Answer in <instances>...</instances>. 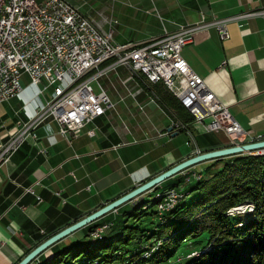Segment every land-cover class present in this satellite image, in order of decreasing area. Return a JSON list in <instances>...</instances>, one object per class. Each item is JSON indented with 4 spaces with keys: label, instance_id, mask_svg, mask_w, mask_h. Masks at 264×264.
<instances>
[{
    "label": "crops",
    "instance_id": "crops-1",
    "mask_svg": "<svg viewBox=\"0 0 264 264\" xmlns=\"http://www.w3.org/2000/svg\"><path fill=\"white\" fill-rule=\"evenodd\" d=\"M129 3L123 4L151 15L153 22L147 36L128 40L158 37L164 30L175 31L181 23L196 24L202 19L229 18L264 9V0H144L143 8ZM227 31L228 38L221 40L214 26L197 29L182 48V55L243 129L252 136L264 137V16L231 18ZM109 75L104 87L114 99L115 110L86 123L71 143L59 135L57 123L49 117L35 129L36 140L28 137L10 160L0 165V264H18L41 242L194 157L186 132L168 130L170 111H165L160 102H149L143 90L133 97L139 89L134 82L125 93V85ZM22 79L26 88L0 103V146L18 129L16 117L27 119L39 100L29 77L23 74ZM138 104L144 105L143 111ZM190 127L202 152L230 146L222 131L207 132L195 122ZM89 128H95L94 136L87 134ZM39 149H45L44 154ZM211 162L212 166L214 160ZM194 167L191 169L206 171ZM221 167L219 163L207 171ZM182 175L189 179V173L177 174L55 243L34 262L42 263L52 256L65 239L80 244L79 233L89 237L91 228L112 222L111 217L117 220L138 203L152 201L166 185L180 184L177 179ZM36 181H40L36 193L41 203L32 195L22 196L23 189ZM111 227L107 238L115 233Z\"/></svg>",
    "mask_w": 264,
    "mask_h": 264
},
{
    "label": "built area",
    "instance_id": "built-area-1",
    "mask_svg": "<svg viewBox=\"0 0 264 264\" xmlns=\"http://www.w3.org/2000/svg\"><path fill=\"white\" fill-rule=\"evenodd\" d=\"M98 14L101 17L95 19L69 0H0V103L26 88L21 84L23 74L29 77L39 98L28 118L19 119L18 129L0 146V165L7 163L28 137L36 140L35 129L49 117L57 123L59 135L71 143L86 123L115 110V103L99 80L115 73L119 66L127 69L134 86L139 88L133 97L143 90L148 101L157 105L159 95L154 85L161 84L192 116V121L185 123L173 113L171 121L172 129L186 132L193 147L192 156L202 154L191 131L194 122L204 131L224 132L230 146L264 139L243 129L182 55V48L197 29L214 26L223 40L229 36V19L264 16V9L229 18L202 19L196 24L181 23L173 32L164 30L158 37L125 42L113 39L118 19L105 11ZM94 81L98 90L92 85ZM138 109L143 111L144 105L138 104ZM87 134L94 136L95 128H89ZM39 151L44 154L45 149ZM250 154L264 155V149L252 150ZM181 173H190L185 185L199 176L191 168ZM39 186L40 181H36L24 188L22 196L32 195L41 203L36 193ZM56 196H61L60 192ZM104 232L100 230L90 238Z\"/></svg>",
    "mask_w": 264,
    "mask_h": 264
},
{
    "label": "trees",
    "instance_id": "trees-1",
    "mask_svg": "<svg viewBox=\"0 0 264 264\" xmlns=\"http://www.w3.org/2000/svg\"><path fill=\"white\" fill-rule=\"evenodd\" d=\"M154 89L165 111H170L172 115L174 113L182 122L192 121V116L163 85L156 84ZM219 163H222L219 170L202 172L209 177H203L200 181L193 180L186 185L185 178L182 177L177 179L178 183L181 182L180 184L172 187L166 185V188H162L153 195L152 204L157 208L153 215L158 218L159 226L164 228L159 233L152 232L145 240L157 237L163 240V243L158 242L157 245L152 246L155 248H150L149 245L144 248L145 244L138 243L141 249L144 248L142 252L138 246V250L134 251L130 259L126 258L121 264H131V258L141 255L150 259H137L135 264H169L170 259L185 243L199 245L202 239H205L206 243L199 251L207 247L211 249L199 256L188 253L187 264H264V155L228 156L214 160L211 167ZM173 187L181 190L182 198L171 211L164 214L162 219L158 210L161 202L158 194L162 195ZM193 191H197L196 195L186 201L187 196ZM246 203L252 204V212L244 214L230 212L232 208ZM141 205L143 204L138 203L133 209ZM144 209L147 210V205ZM173 221L176 223L169 224ZM103 225L91 228L90 235L96 228ZM100 239H93V243L79 246V243L75 244L53 253L38 264H60L67 258L74 260L75 256L70 255L74 248L89 249L98 246L100 249H107L112 243L108 240L105 243L96 244L95 242ZM62 255L63 258H61ZM117 256L121 258L122 253L119 252ZM98 257L99 255H93L92 259L87 260L85 264H102L103 260ZM106 258L112 261L116 258L115 252L110 253ZM31 264L37 263L33 261Z\"/></svg>",
    "mask_w": 264,
    "mask_h": 264
},
{
    "label": "rangeland",
    "instance_id": "rangeland-1",
    "mask_svg": "<svg viewBox=\"0 0 264 264\" xmlns=\"http://www.w3.org/2000/svg\"><path fill=\"white\" fill-rule=\"evenodd\" d=\"M69 1L77 5L81 12L86 13L87 15H90L91 17H94L95 19H98L99 17H101L98 14L100 11H105L106 14H112L115 18H117L119 21V24L114 26V34H113L115 41L120 42V41H124L128 39L144 38L145 36L148 35L149 28H151V21L153 22L151 15L146 14L144 11L141 12L140 10H137V8L127 7L122 3V1L131 2L139 8H143V6H146L141 3V2H144V0H115L113 9L111 8L112 0H69ZM109 76L113 77L114 79H118V82L120 84L125 85V89H124L126 90L125 93L130 92L128 91L127 86H131V84H133V80L131 76L128 74V71L126 68L121 66L117 68L115 73L110 74ZM106 79L107 78L104 77L99 80L103 86H105ZM23 83L24 81L22 79L21 84ZM92 85L94 86V89L98 90V85L96 81L92 82ZM133 90L134 89H132V91ZM46 95H48V92H46ZM111 99L114 100L113 97H111ZM19 118L20 117H16L17 122ZM244 143H247V142H244ZM244 154H248V152H244ZM211 164H212L211 161H207V162L196 165L194 168H196L197 170L204 171V170H207V168L210 169ZM182 176L184 177V175ZM203 177H209V176H205L203 175L202 172H199L198 178L197 179L195 178L194 180L200 181L203 179ZM188 178H189L188 180H190V176ZM187 181L185 180V183ZM179 190L180 189L173 187L169 191L163 193L162 195L158 194V198L161 199V202L158 205V210L161 214L162 219H163L164 214L171 211L182 198L181 191L176 193ZM196 193L197 191L190 192V194L186 198V201H188L191 197L195 196ZM147 201L145 202V204L139 206L136 209L132 210V208L129 207L130 211H126V214L119 215L117 220L114 217L109 218L110 220H112V222L109 223L112 226L110 227L115 232L113 235L109 236V238H107L106 235L109 233L110 227L108 228L109 230L105 229L107 231H105L103 235L96 237V238H90V236L91 237L94 236L93 234H91L88 237L85 233H79L77 237H80L78 240L82 241L80 244L76 242L74 243L69 242L65 239L64 245H61V247H58V249L53 253L60 252L75 244H78L79 246V245H84L88 243H93L92 242L93 239L96 240L102 237L100 240H97L95 243L102 244L109 240L112 243L109 245L107 249H100V247L98 246L90 247L89 249L74 248L70 252L71 257H73V255L75 256L74 260H72V258L71 259L67 258L66 260L62 261L60 264H85L87 260L92 259L93 255H99L98 258L100 260H103L102 264H121L122 262L126 260V258L131 257L135 250H138V246L141 252L148 245L150 246V248H155L152 246L157 245L158 242H161L162 244L163 240L158 239L157 237L156 238L152 237V238H149L148 240H145V238L147 239V237H150V234L152 232L159 233L160 231L163 230L164 227L159 226L158 218H156L153 215V212H155L157 209L156 205L152 204L151 199L149 202ZM169 201H173V203L171 204L173 208L170 210L167 209L168 207L167 203ZM145 205H147L148 207L147 210L144 209ZM251 205H252L251 203H246V204L237 206L238 209H242L244 211L230 210V212L231 213H241V214L252 212L253 208H251ZM164 206L166 207L162 209V207ZM244 217L246 218V216ZM173 223H176V221H173L172 223H169V224H173ZM77 237H76V241H77ZM118 238L120 239L118 240ZM149 242L151 243L149 244ZM138 243L142 245L145 244L144 248L141 249L140 244ZM205 243H206L205 239H202L199 245H192L190 242L185 243L182 247L179 248V250H177L175 255L170 259L169 264H187L189 261L187 257L188 253H192V256L194 255L199 256L201 253L208 252L211 249V247L210 248L207 247L205 250L199 251L205 245ZM148 251L152 253L154 252L153 250H148ZM114 252H115L116 258H114L112 261H110L109 258H106V256L110 255V253H114ZM119 252L122 253L121 258L120 256L119 257L117 256ZM144 253H145V250H144ZM63 257L64 256L62 255L61 258ZM137 259L148 260L150 259V257L145 258L143 257V255L139 257H133L131 258V261H130L131 264H135Z\"/></svg>",
    "mask_w": 264,
    "mask_h": 264
},
{
    "label": "water",
    "instance_id": "water-1",
    "mask_svg": "<svg viewBox=\"0 0 264 264\" xmlns=\"http://www.w3.org/2000/svg\"><path fill=\"white\" fill-rule=\"evenodd\" d=\"M168 130H172V126H169ZM259 148H262V149L264 148V139L255 141V142L243 143L239 145L223 147V148L214 149L210 151H204L202 152V154H199L192 158L184 160L178 163L177 165L171 167L167 171L163 172L162 174L141 184L140 186L128 192L127 194L119 197L113 202L98 209L97 211L88 215L82 220L68 226L67 228L61 230L60 232L46 239L44 242L39 244L35 249H33L28 255H26L18 264H30L38 256H40L42 253H44L50 247H52L55 243L61 241L62 239L74 233L75 231L99 220L100 218L108 214L110 211L116 210L120 206L135 199L136 197L142 195L143 193H146L147 191L157 187L162 182L176 176L177 174L181 173L182 171L188 168H191L193 166H196L206 161L216 160V159H220V158H224L228 156L244 154V152H248L249 155H252L250 154V151L256 150Z\"/></svg>",
    "mask_w": 264,
    "mask_h": 264
},
{
    "label": "bare ground",
    "instance_id": "bare-ground-1",
    "mask_svg": "<svg viewBox=\"0 0 264 264\" xmlns=\"http://www.w3.org/2000/svg\"><path fill=\"white\" fill-rule=\"evenodd\" d=\"M255 141H257V140H253V141H251V142H255ZM259 149H262V148H259ZM263 149H264V148H263ZM181 174H183V173H181ZM189 174H190V173H189ZM195 178L197 179L198 176H196ZM195 178H194V179H195ZM200 178H201V177H200ZM194 179H193V180H194ZM193 180H192V181H193ZM198 180H199V179H198ZM191 183H192V182H191ZM180 191H181V190H180ZM180 191H179V192H180ZM176 193H178V192H176ZM168 196H169V195H168ZM170 197H171V196H170ZM173 198H174V197H173ZM172 203H173V201H171V203L168 204V207H167L168 210H170V209L173 208V206H171ZM175 203H176V202H175ZM175 203H174V204H175ZM236 208H237V207H236ZM238 210H239V211H244V210H242V209H238V208H237L236 211H238ZM165 211H166V210H165ZM164 213H165V212H164ZM110 226H111V225H110L109 223H107V224L103 225L102 227H98V228H96L95 231H94V233H93V235L96 234V233H99L100 230L108 229ZM105 231H106V230H105ZM103 234H104V233H102L101 235H103ZM93 235H92V236H93ZM101 235H99V236H101ZM99 236H98V237H99ZM94 238H96V237H94ZM31 263H32V262H31ZM31 263H30V264H31Z\"/></svg>",
    "mask_w": 264,
    "mask_h": 264
}]
</instances>
